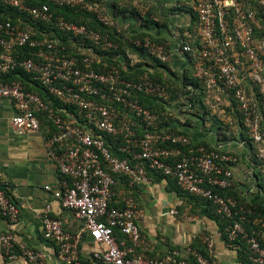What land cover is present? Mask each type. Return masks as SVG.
<instances>
[{"label":"built area","instance_id":"obj_1","mask_svg":"<svg viewBox=\"0 0 264 264\" xmlns=\"http://www.w3.org/2000/svg\"><path fill=\"white\" fill-rule=\"evenodd\" d=\"M39 1L35 5L29 0H0V5L27 19L15 23L0 18V100L13 102L11 124L17 134L39 132L45 123L49 126V153L64 176L53 195L84 221L85 231L98 245L92 258L102 264H189L193 255L196 264H220L190 245L158 258L146 253L138 223L143 211L134 196L125 197L122 206L111 201L120 183L117 176L128 177L130 186L147 183L149 167L174 177L185 191L210 200L217 213L230 221L225 228L230 244L244 240L254 264H264L259 234L245 227L246 209L238 208L237 199L214 191L233 185L229 166L237 159L220 148L209 150L197 144L185 132L151 130L160 115L146 108L140 95L171 101L168 87L151 78L128 79L118 66L98 67L100 53L118 49L119 44L108 33L57 10L83 8L112 25L98 3ZM254 2L246 6L243 0H192L198 18L195 32L186 31L174 48L146 36L133 43L162 64L172 62L175 53L182 56L186 66L179 76L189 72L203 85H185L186 93L173 102L174 112L184 120L203 106L229 124L239 113L264 174V38L256 34L262 28L258 14H264V0ZM126 54L131 65L141 61L128 50ZM22 71L48 97L8 77ZM114 147L127 156L116 154ZM0 212L9 226L19 219V207L1 178ZM171 212L178 213L177 209ZM44 236L57 242L60 259L80 262L81 235L71 233L63 220L45 216ZM204 241L214 255L213 235L207 234ZM1 243L5 254L12 256L18 239L8 230ZM21 252L29 264H49L45 254L34 248L21 245Z\"/></svg>","mask_w":264,"mask_h":264},{"label":"crops","instance_id":"obj_2","mask_svg":"<svg viewBox=\"0 0 264 264\" xmlns=\"http://www.w3.org/2000/svg\"><path fill=\"white\" fill-rule=\"evenodd\" d=\"M106 1L112 13L114 7L118 8L119 15L121 14L119 10L124 9L123 4L126 2V0ZM153 2L164 3V11L174 21V25L171 24V28H167L163 34L174 48L177 39L182 38L188 31L192 15L187 10V3L192 1L155 0ZM118 18L122 19L123 23L131 20L122 16ZM131 23L136 27H134L136 31L141 29V26L137 27L139 23L135 19L131 20ZM168 66L172 72L179 74L186 64L183 57L175 53ZM14 115L13 102L9 99L0 100V178L20 211L18 221L11 226L0 212V264H29L22 255L21 245L43 252L49 264H102L92 258V252L98 248V245L85 231L84 221L77 217L75 211L65 208L53 195V191L61 187L64 176L49 153L47 146L49 126L45 123L39 132L19 135L12 128L11 121ZM174 115L179 121L177 125L191 139L220 148L237 159L229 168L233 172L234 190L238 192L244 204L252 203L257 199L264 204L262 187L264 176L255 160L252 142L246 129L234 123L230 129H226L224 121L212 116L203 106H200L197 115H190L184 120L179 114ZM223 135H228V138L224 140ZM46 185H50L52 190H47ZM257 194L260 197H257ZM130 195L134 196L143 211L138 223L143 246L148 248L146 253L149 256L162 257L174 248L184 249L196 239L205 243V236L210 233L215 241L214 256L220 264H243L244 248L240 244L231 245L225 241L221 218L203 205L179 196L170 186L167 177L157 180L150 175L147 183L135 186H130L129 182L127 184L123 180L116 189L112 203L122 206L124 198ZM173 209H177L178 213H172ZM47 215L60 218L71 233L81 235L80 262L64 261L57 256V242L44 236V218ZM256 217H258L257 233L264 242V214L260 216L258 214ZM8 230L18 239V245L12 256L5 254L1 243V235Z\"/></svg>","mask_w":264,"mask_h":264},{"label":"trees","instance_id":"obj_3","mask_svg":"<svg viewBox=\"0 0 264 264\" xmlns=\"http://www.w3.org/2000/svg\"><path fill=\"white\" fill-rule=\"evenodd\" d=\"M86 1L96 3L94 0H86ZM243 1L245 2L246 6H250L252 3H253V6L256 5V2H254V0H243ZM29 2L35 5L42 3L39 0H29ZM187 8H188L187 9L188 12H190L192 15V19L188 27V30L189 32L194 33L195 27L198 22L197 13L193 6L187 5ZM57 10L59 13L64 14L70 20H74L81 24H86L89 27H92V28L101 30L105 33H108L111 39L119 44L118 49H113L110 51H105V52L100 53L99 55L100 62L99 64H97L98 67L105 68L106 70V69L111 68L112 66H118L121 69L122 75L128 79L138 80L142 78H151V79L157 80L165 84L168 87L169 91L172 93L171 101H163L158 98H153V97L142 95V94L140 95L141 103L146 108L160 115V119L156 122L154 127H150V128L151 130H159V131L166 129L168 131H173L177 133L183 132V130L180 129V127L177 125L178 124L177 122L179 121H177L174 115L175 107L173 106V102L179 97H181V95L186 93L184 89L185 85H203V84L197 78L193 77V75L189 72L184 75V78L180 77L179 74L172 72L168 64H162L161 62L155 60L152 56H149L148 54H146L142 49L136 47L133 43L134 39L138 37H145V36L150 37L151 39L157 42H167L163 34L167 28H171V24L172 26L174 25L173 24L174 21L168 13L164 11L163 20L145 18V21L141 26L142 28L141 31L139 30L135 31L134 32L135 34H133L132 36L124 37V35L121 34V32L118 30L117 27H114L113 25H105L101 21H99L97 14H95L94 12H90L83 8H69V7H64V8L57 9ZM0 12H1V15H0L1 19L10 18L15 23H19L20 20L22 21L27 20L26 16L23 15L21 12L15 9H8L2 5H0ZM119 12L125 13L123 9H120ZM134 12L136 13V11ZM258 17L261 20L262 28L256 29V34L258 37L264 38V14L259 13ZM33 25L36 28H39L42 26V25H37V24H33ZM58 35L60 38H63L66 43L70 42L63 34L58 33ZM127 50L133 54L138 55L141 61L139 63L131 65V59L126 54ZM125 66H127V69H125ZM8 77L20 79L25 83L28 89L36 90V91L43 93V91H41L40 88L34 87L33 85L29 83L30 74L27 72H24V71L20 73L14 72V73L8 74ZM43 96L48 97L44 93H43ZM235 116H236V120L234 122V125L241 126L245 129V126L241 120L240 114L238 113ZM224 126L226 129H230L233 126V124L224 122ZM223 136H224V140L228 138V135H223ZM196 143L204 145L209 150L216 149V147H211L207 144L198 143V142ZM253 150H255L254 147H253ZM114 152L122 157L127 156V154L125 153L118 152V150L115 147H114ZM255 160L258 163V160L257 159ZM223 167L227 168L228 166L225 163L223 164ZM260 172L264 176L261 170ZM148 175L149 176L151 175L154 179H157V180L165 177L162 174L153 172L149 167H148ZM257 176L259 177L260 173ZM117 178L120 180L119 182H122L123 180H125L127 184L129 182V178L126 176L121 175V176H117ZM167 178L169 180L170 186L179 194V196L186 198L190 200L191 202L194 201L195 203H199L203 205L209 210L214 211L219 216V218H221L223 222V237L225 241L228 244H230L228 237L226 235V232H225V228L230 223V221L217 213V209L212 204V202L208 199L199 197L195 194L185 191L178 185L177 180L174 177H167ZM262 187L264 190V185H262ZM214 191L225 197H232V198L237 199L238 204H239L238 208L243 206L244 209H246L248 213V221L245 222V227L247 231H249L250 233L258 232V226L256 224V219L258 217H256V215L259 214L260 216V214H264V204L262 202H259L257 199L255 201H252V203L244 204V202L241 201L238 192L234 190L233 185L225 189H220V188L215 187ZM256 196L260 197L259 194H257ZM111 205H114L112 201H111ZM259 239H260L261 244L264 246V242L261 240L260 236H259ZM234 244L235 245L240 244L244 248L245 256L242 258L243 264H254V262L251 259V252L249 251L246 242L244 240L239 239ZM190 246L193 249L202 253L203 255L216 259L214 255H211L209 253V251L206 248V244L203 243L201 240L196 239L193 243L190 244ZM189 264H196V260L193 255L189 256Z\"/></svg>","mask_w":264,"mask_h":264},{"label":"rangeland","instance_id":"obj_4","mask_svg":"<svg viewBox=\"0 0 264 264\" xmlns=\"http://www.w3.org/2000/svg\"><path fill=\"white\" fill-rule=\"evenodd\" d=\"M98 5L103 9L105 16L109 19L114 27H117L124 37L132 36L135 34L136 27L133 26L131 20L135 19L139 25L137 27L142 26L145 18H152L156 20H163L164 13V3L156 4L153 1L155 0H131L123 4V11L125 13L118 14V8L114 7L113 13L108 5V1L106 0H94ZM192 1V0H191ZM117 4V3H116ZM188 6L192 5L191 3H187ZM136 11V13L134 12ZM117 12V13H116ZM118 16H122L124 19H131L130 21H125L123 23L122 19H119ZM135 27V28H134ZM142 29V28H141ZM141 29L139 31H141ZM173 75V74H172ZM174 77V76H173ZM175 78V77H174ZM262 179V178H261ZM264 181V178L262 179Z\"/></svg>","mask_w":264,"mask_h":264}]
</instances>
